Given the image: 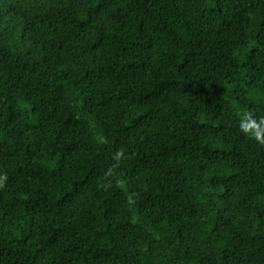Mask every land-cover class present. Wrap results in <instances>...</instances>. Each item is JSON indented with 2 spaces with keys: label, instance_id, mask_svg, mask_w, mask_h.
I'll use <instances>...</instances> for the list:
<instances>
[{
  "label": "trees",
  "instance_id": "1",
  "mask_svg": "<svg viewBox=\"0 0 264 264\" xmlns=\"http://www.w3.org/2000/svg\"><path fill=\"white\" fill-rule=\"evenodd\" d=\"M264 0H0V264H264Z\"/></svg>",
  "mask_w": 264,
  "mask_h": 264
},
{
  "label": "clouds",
  "instance_id": "2",
  "mask_svg": "<svg viewBox=\"0 0 264 264\" xmlns=\"http://www.w3.org/2000/svg\"><path fill=\"white\" fill-rule=\"evenodd\" d=\"M238 127L243 134L264 145V117L257 118L250 112H243L240 114Z\"/></svg>",
  "mask_w": 264,
  "mask_h": 264
}]
</instances>
